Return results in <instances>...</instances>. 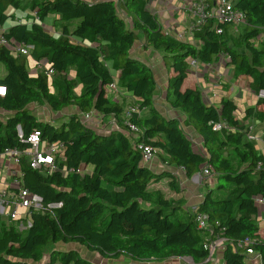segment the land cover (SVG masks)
Listing matches in <instances>:
<instances>
[{
	"label": "trees",
	"instance_id": "obj_1",
	"mask_svg": "<svg viewBox=\"0 0 264 264\" xmlns=\"http://www.w3.org/2000/svg\"><path fill=\"white\" fill-rule=\"evenodd\" d=\"M215 1L206 0L211 6ZM235 7L245 12L244 25L235 30L211 19L196 33L199 42L193 43L169 35L147 0H0V40L3 36L11 45L32 44L37 63L42 58L48 63L34 74L27 56L0 43V64L6 69L0 85L7 88L6 95H0V153L7 148L30 150L26 137L35 129L42 133L44 144L63 145L55 169L33 168L29 156H22L24 186L45 203L61 201L63 206L55 214L34 211L31 226L24 231L2 222L0 264H97L76 249L54 247L73 243L107 258L104 264L185 256L201 263L209 256L205 244L216 235L226 239L225 264H247V238L264 264V224L258 222L257 203L264 195V153L240 124L234 100H223L221 108L209 106L197 86H185L191 59L207 64L226 54L237 75L253 78L252 89L264 88V0H235ZM28 8L33 18L21 22L18 11ZM51 16L60 28L58 35L44 27ZM138 32L146 46L163 51L170 71L167 101L186 114L185 125L203 138L205 153L195 149L177 118L156 107L154 72L131 52ZM238 44L249 52L238 49ZM110 62L120 72L117 80ZM115 81L138 98L133 105H139L141 112L130 118L139 128L136 140L125 123L124 105L109 94ZM259 103L264 107V99ZM33 104L57 112L77 106L80 112L114 116L124 131L99 132L79 113L55 124L39 118ZM255 112L264 116L254 107L246 110V116ZM220 121L231 128L214 129ZM18 124L24 139L18 136ZM141 143L157 148L165 165L182 168L188 178L207 164L214 168L215 183L195 211L184 209L185 197L167 196L162 186H156L167 180L170 190L181 192L171 170L156 171L144 161ZM197 213L206 215L211 228L198 226ZM51 246L50 261H45V249Z\"/></svg>",
	"mask_w": 264,
	"mask_h": 264
},
{
	"label": "crops",
	"instance_id": "obj_2",
	"mask_svg": "<svg viewBox=\"0 0 264 264\" xmlns=\"http://www.w3.org/2000/svg\"><path fill=\"white\" fill-rule=\"evenodd\" d=\"M147 6L157 15L163 29L171 36H175V31H181L187 28V26L194 21V18L192 15H190L188 8L189 0H147ZM127 21L129 25L132 24L130 18H127ZM22 22H24V20H22ZM5 27L6 25L4 28ZM138 34V40L135 42L131 52L134 57L148 64L154 72L158 83V88L155 94L156 107L165 116L177 118L185 128L187 135L192 139L195 149L205 153L206 149L203 138L193 127L185 125V120L187 118L186 114L180 109L172 107V105L167 101L166 89L170 71H168L164 63L163 51L146 46L143 33L138 32ZM153 56H155V58H153ZM229 61V58L219 56L218 59L213 61L212 66H208L207 64L203 63L199 67L191 68L190 73L185 80V86H197L201 90L204 102L209 106L221 108V103L223 100H234L238 105L237 117L240 121V124L244 125L248 129L249 139L254 142L257 149L262 153L264 147V116L259 115L258 112H255L253 115L247 117L246 110L248 108L254 107L258 111H264V107L259 103L257 96L258 92L251 87L253 78L245 74L237 75L235 66ZM35 62L37 63L36 60ZM41 63L42 62H40L35 67V69H42L43 67L41 66ZM33 64L34 61H30V67H33ZM109 65L111 66V71L117 80L120 72L112 68V62H110ZM71 74H73V71H71ZM81 89L82 85L79 84L77 87V92L80 93ZM109 94L114 101L123 104L125 110L132 102H136L138 99L127 90L119 86L117 81H115L114 85L109 87ZM0 113L3 112L0 110ZM45 113L48 115L46 118L44 117ZM75 113H82L79 111L77 106H71L59 112L50 111V114L49 112H36L37 116L43 120L49 119V116L52 117L55 119L53 120L55 124H60L63 122V120ZM89 125L102 133H110L114 130L124 131L120 122L114 116L104 117L103 114L97 112H95L94 116L91 118ZM136 139L137 136L133 138V140ZM159 153L151 162L147 164L156 171H162L164 169L171 170L176 176H178V180L181 185V192L177 193L170 190L167 180H163L156 186H162L167 196L174 198H179L182 196L185 197L186 203L184 205V209H189L191 211L196 210L198 205L203 201L204 195L207 193L208 189L214 185L213 183H215V180L212 182V180L209 179V182L207 183V180L203 178L201 172L194 174L191 178H188L183 169L175 166L170 167L165 165L162 162ZM7 172L8 171L5 167L2 172L3 186L11 181ZM258 221L260 225H263L261 222H264V209H260ZM1 224L2 222L0 225ZM223 255L224 247L221 246L215 250L211 259L207 258L201 263H195L191 257L185 256L171 258L164 262L147 261L135 262V264H225ZM252 256L253 257L251 260L254 264H262V261L259 257L255 255ZM94 259L97 264H104L108 261L107 258L101 257L98 253ZM129 261L131 262V260Z\"/></svg>",
	"mask_w": 264,
	"mask_h": 264
},
{
	"label": "built area",
	"instance_id": "obj_3",
	"mask_svg": "<svg viewBox=\"0 0 264 264\" xmlns=\"http://www.w3.org/2000/svg\"><path fill=\"white\" fill-rule=\"evenodd\" d=\"M188 8L194 21L187 28L177 32L175 37L179 40L198 43L196 33L211 19L216 20V22L230 24L235 30H238L241 25L246 23L245 12L235 7V0H216L212 6L206 0H189ZM20 21L22 22V20ZM3 29L6 30L4 27ZM217 31L218 33H222L223 29L217 28ZM0 43L10 45L14 48L15 53L27 57L32 55L34 49V45L32 44L19 43L11 45L3 36ZM222 56L230 59V56L226 54H222ZM190 64L191 68H196L203 63L199 59H191ZM207 65L212 66V63H207ZM6 93L7 88L0 85V95L4 97ZM257 96L258 99H264V88L259 89ZM140 112L139 105L136 104L130 106L124 114L125 123L135 133L139 132V128L130 121V118ZM80 114L83 121L86 124H90L95 111L82 112ZM213 128L216 130H229L231 127L224 121H220L215 123ZM17 133L21 139L25 138L20 124L17 125ZM41 136L40 130L35 129L26 137V140L32 145L30 150L23 151L18 148H7L0 153V223L5 221L8 225L16 224L19 231L27 230L31 226V215L34 211H46L55 214L63 206V202L61 201L45 203L44 198L40 194L30 191L23 184V171L21 170L20 163L24 154L29 156L31 167L37 169L43 166L55 169L57 168L56 159L63 157V145L61 143L44 144L41 141ZM139 147L142 149L143 159L146 163L151 162L159 153V150L150 144L141 143ZM5 167L11 181L3 186L2 172ZM201 175L205 180L210 179L213 182L216 171L211 165L207 164L203 167ZM257 203L264 205V195L257 198ZM3 217H5V220H3ZM196 219L200 228H211L206 215L197 213ZM225 243L226 239L220 235H216L212 241L206 243L205 248L209 251L208 259H211L215 250L218 247L224 246ZM253 243L252 239H245L244 246L248 247L247 253L260 258V255L250 246Z\"/></svg>",
	"mask_w": 264,
	"mask_h": 264
},
{
	"label": "rangeland",
	"instance_id": "obj_4",
	"mask_svg": "<svg viewBox=\"0 0 264 264\" xmlns=\"http://www.w3.org/2000/svg\"><path fill=\"white\" fill-rule=\"evenodd\" d=\"M14 10H10V12L12 13ZM18 16H20L21 20H24V22H31L32 18H33V12L31 11L30 8H28L27 11H24V12H19L18 11ZM9 27V23L6 24V27L5 28H8ZM44 27L46 28L47 31L55 34V35H58V33L60 32V28L59 26L57 25V22L55 23V18H51L49 17L47 20H46V23L44 24ZM178 31H175V35L177 34ZM140 37H141V34H140ZM19 44V43H18ZM238 49L242 50V51H245L246 48L243 47L242 45L238 44ZM247 51V50H246ZM249 52V51H247ZM153 58H155V56H153ZM30 61H34V64H33V67H30ZM41 66L42 67H46L48 65L47 63V59L46 58H42L41 60ZM38 65V63L35 62L34 60V57L31 55V56H28V67H29V70L36 74L39 72V68L35 69V67ZM34 68V69H33ZM41 70V69H40ZM6 73V69L4 67L3 64H0V77H3ZM134 102H132L127 108L126 110H128V108H130V106L133 105ZM33 108L35 110V113L37 112H49L50 114V111L54 112L51 107H49L48 105H38V104H33ZM51 110H50V109ZM48 115H46L45 113V118L47 117ZM49 119L51 121L55 120L53 119L52 117L49 116ZM49 119H46L45 121H49ZM58 124V123H57ZM138 136V134L136 133H133V138ZM260 209L263 210L264 209V205L262 204H258ZM3 220H5V217H3ZM259 222V221H258ZM261 224H264V222ZM54 247H58V248H62V249H68V248H73V249H76L78 251V253L83 256L84 258L88 259L89 261L91 262H94L96 263L94 257L97 255V252L95 251H92V250H89L87 247L79 244V243H73V244H67V245H63V244H56L54 245ZM53 248V246L51 247H47L45 249V252H44V257H43V260L45 261H50V252H51V249ZM251 256V257H250ZM253 256L252 255H247V258H246V262L247 264H254L253 261L251 260ZM191 260V259H190ZM260 260V259H259ZM34 264H38V263H34Z\"/></svg>",
	"mask_w": 264,
	"mask_h": 264
}]
</instances>
